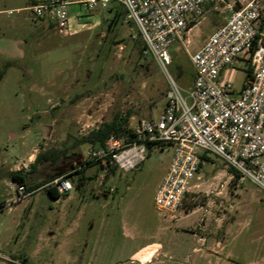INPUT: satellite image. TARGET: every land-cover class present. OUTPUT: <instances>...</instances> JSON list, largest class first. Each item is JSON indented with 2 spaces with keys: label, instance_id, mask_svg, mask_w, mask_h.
Returning <instances> with one entry per match:
<instances>
[{
  "label": "rangeland",
  "instance_id": "obj_1",
  "mask_svg": "<svg viewBox=\"0 0 264 264\" xmlns=\"http://www.w3.org/2000/svg\"><path fill=\"white\" fill-rule=\"evenodd\" d=\"M26 4L0 0V44L6 37L20 40L21 52H0V171L29 154L33 161L24 162L31 191L58 171L77 183L75 167L91 146L76 138L115 114L130 112L128 125L159 116L168 76L142 53V37L120 2L95 11L74 4L66 34L38 28L42 21L25 10L8 12ZM199 27L203 35L214 31ZM196 33L186 34L192 52L202 38ZM170 54L168 72L187 95L191 60L177 39ZM237 68L233 85L239 91L246 69ZM52 148L64 153L32 169L36 155ZM173 154L169 146L147 145L145 159L130 171L117 168L106 178L108 171L96 163L87 171L95 180L81 190L75 186L58 198L32 191L0 208V264H141L132 254L149 243H158L160 251L145 264H264V191L248 179L235 182L221 157L205 153L210 160L192 182L198 186L174 214L192 213L173 221L157 209L155 194ZM11 180L0 174V202L18 196Z\"/></svg>",
  "mask_w": 264,
  "mask_h": 264
},
{
  "label": "built area",
  "instance_id": "obj_2",
  "mask_svg": "<svg viewBox=\"0 0 264 264\" xmlns=\"http://www.w3.org/2000/svg\"><path fill=\"white\" fill-rule=\"evenodd\" d=\"M116 1L137 26L146 45L143 53L152 55L168 76L166 106L159 116L141 117L135 125H127L124 133L112 134L106 145L88 148L78 169L94 162L106 172L113 165L130 171L145 159L147 145L157 149L169 146L174 154L156 191L155 205L170 214L183 206L204 162L203 153L219 156L234 167L240 173L238 184L248 179L264 191V0ZM109 2L27 0L24 7L8 12L25 10L34 21H47L66 34L71 5L82 4L88 11H95L107 8ZM207 4L223 6L228 15L192 52L186 43L188 24L203 15ZM176 39L194 69L192 89L187 95L168 72L172 63L170 47ZM243 66L246 78L237 91L234 75L237 67ZM14 184L18 196L0 208L32 194L25 183L12 181L9 187ZM50 184L61 194L75 187L65 174Z\"/></svg>",
  "mask_w": 264,
  "mask_h": 264
},
{
  "label": "crops",
  "instance_id": "obj_3",
  "mask_svg": "<svg viewBox=\"0 0 264 264\" xmlns=\"http://www.w3.org/2000/svg\"><path fill=\"white\" fill-rule=\"evenodd\" d=\"M73 5L70 6V14H71V10H73L72 9V6ZM79 5L81 6L82 4H79ZM82 6H84V5H82ZM2 11H4V10H2ZM20 11H22V10H20ZM227 15H228V13L226 11H224L223 6H221V5L219 6L218 4H207L204 7L203 15L193 20L196 23L194 24V26H192L191 28H189L188 33H190L193 30H196L197 29V33H196L197 36L198 37H202L201 38L200 45H199V47H200L206 41V39L209 37L210 34L203 35V33H204L203 32V29L201 27H199V26L200 25L201 26H203V25H205V26H211V29H214L215 30L217 27H219L220 25H222L225 22ZM45 27L46 28H51L53 26L50 25L47 21H42L39 24V27L38 28L46 29ZM10 28H12V27L10 26ZM4 36H6V34ZM19 41L20 40L8 39L7 37L5 39H3L2 43L0 44V52H1V54L5 53V52L7 53V55H14L15 53H16L15 55L19 54V52H20V50L18 48ZM13 136L14 135L12 134L11 137H13ZM28 155L25 156V157H22L20 159V161H22V166H24V169L25 170L21 169V167L18 164L20 162L19 161V162H15L13 165H10V167L7 168V169H4V170L2 169V171H0V174L3 173V174H6V175H9L12 178V176H11V173L12 172H14V171H20L25 176V179H24V182L23 183H25L27 185V187L29 188L30 187V184H29V173H28V170L29 169H28L27 163L29 162V160H30V162H32L33 159H32V157H30V159H29V156ZM24 159H27V163L24 162ZM87 171H88V167L87 168H84L83 169V172H76L73 175L75 177H78L77 183L79 182V180H80L81 177H84L85 178L84 179V184L80 188V190L83 189L86 185H88L89 183H92L95 180V175L94 174H89ZM110 174L111 173L108 172V176ZM12 179L13 180H11V181L16 182L14 180V178H12ZM73 183H74L75 186L77 185V183H75L74 181H73ZM196 186H198L197 183L196 184H193L192 188L193 187H196ZM43 187L44 186L41 185L37 189L31 190V191H34L33 194H35V193H37V191L45 190ZM104 191L105 190H103L101 193L105 194ZM47 195L49 196L48 193H47ZM97 195H100V194L98 193ZM5 202H6V200H2L0 202V205L2 206ZM190 213H192V212H188V213H184V214L181 213V212H179V215H177V216H176V214H169V219L170 220H173V221L174 220H180V219L184 218L185 216H187ZM123 236L124 237H127V236L130 237L131 236L129 230L127 228L125 229L124 227H123ZM159 251H160V249H159V244L158 243H149V244L143 245L140 248L136 249L133 252V254H132V259H133V261H137V262H139L141 264L149 263L151 261V259L152 260L154 259V257L157 255V253Z\"/></svg>",
  "mask_w": 264,
  "mask_h": 264
},
{
  "label": "trees",
  "instance_id": "obj_4",
  "mask_svg": "<svg viewBox=\"0 0 264 264\" xmlns=\"http://www.w3.org/2000/svg\"><path fill=\"white\" fill-rule=\"evenodd\" d=\"M196 22L195 21H191L189 22L188 24V28H191L192 26H194ZM146 48V45L142 39V46H141V51L143 53V51L145 50ZM144 54V53H143ZM167 91H168V87L166 89V92H165V96L167 95ZM129 118H130V112H128L127 115L123 116L121 114H115L114 117L110 120H106L104 122H102L99 126H97L96 128L92 129L91 131H89L87 134L81 136V137H78L76 138V140L78 141L79 144H89L91 147H100V146H104L106 145L107 143V140L109 139V137L112 135V134H118V133H124L125 130H126V126L128 125L129 123ZM63 150L60 151V150H57L55 148H52V149H48L44 152H40L36 155V158L34 160L33 163H31V168L32 169H35L37 167V165L41 162H51V163H54L56 162V160L58 159V157L63 154ZM201 158L203 161H206V160H210L209 157L203 153L201 155ZM82 159H80V162H79V165H82ZM93 164H96L94 162H89L86 166L78 169V166L75 167V171L76 172H83V169L84 168H87V167H90L91 165ZM202 166V164H201ZM117 170V166L116 165H113L111 166L109 169H108V172L109 173H113ZM230 172L233 174V180L235 182H237L239 176H240V173L234 168V167H230ZM61 173L58 171L56 172L55 174L51 175L48 180L45 181V183H42L41 185H43L44 189L46 190V192L49 194V196L53 197V198H58L61 193L58 191V189L56 188V186L50 184V182L60 176ZM11 176L12 178H14V180L16 182H19V183H23L24 182V179H25V176L22 174V172L20 171H14L11 173ZM67 176H70L67 175ZM108 176V173L106 174V177ZM84 177H81L79 182L77 183V188H81L84 184ZM40 185V186H41ZM19 262L17 263H14V264H22V263H27L29 264L25 259H17Z\"/></svg>",
  "mask_w": 264,
  "mask_h": 264
}]
</instances>
